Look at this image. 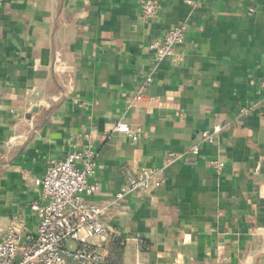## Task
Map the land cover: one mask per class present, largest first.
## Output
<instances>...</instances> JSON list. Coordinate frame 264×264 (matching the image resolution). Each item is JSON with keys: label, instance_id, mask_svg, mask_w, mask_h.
<instances>
[{"label": "crops", "instance_id": "0c3cea01", "mask_svg": "<svg viewBox=\"0 0 264 264\" xmlns=\"http://www.w3.org/2000/svg\"><path fill=\"white\" fill-rule=\"evenodd\" d=\"M179 23L159 59L152 42ZM86 146L95 204L125 171H155L103 214L117 264H264V0H0V228L18 216L34 231V179Z\"/></svg>", "mask_w": 264, "mask_h": 264}, {"label": "built area", "instance_id": "2783aa9c", "mask_svg": "<svg viewBox=\"0 0 264 264\" xmlns=\"http://www.w3.org/2000/svg\"><path fill=\"white\" fill-rule=\"evenodd\" d=\"M196 0H188L194 4ZM157 12L153 3L141 5V15L152 18ZM185 25L183 23L170 27L161 38L152 42L156 55L162 59L170 55L175 45L182 41ZM151 76L145 84L151 82ZM222 129L214 125L211 130L202 133L203 140L213 142L215 135ZM114 131L122 133L131 140H137L139 129L131 130L123 122L114 126ZM105 137H100L104 141ZM200 147L194 145L189 153L197 155ZM182 157L174 152H167L165 159L172 162ZM187 164H196V159L183 158ZM209 164L219 173L223 162L210 160ZM95 168L94 155L89 146L80 151L69 152L64 158L50 161L41 177L34 179L39 188L38 198L30 203L37 224L30 231L25 221L16 216L4 228H0V264H66L69 261L81 264H113L106 243L111 234L103 222V214L108 205H114L128 191L147 193L151 187L155 171L141 168L125 171V184L114 195L109 204L98 205L86 199L98 190L95 183L89 181ZM130 238L119 240L121 245ZM73 244V246H71Z\"/></svg>", "mask_w": 264, "mask_h": 264}, {"label": "trees", "instance_id": "16d2710c", "mask_svg": "<svg viewBox=\"0 0 264 264\" xmlns=\"http://www.w3.org/2000/svg\"><path fill=\"white\" fill-rule=\"evenodd\" d=\"M111 240H112L113 242H118V241H117L118 239H113V238H111ZM111 257H112V256H111ZM112 259H113V264H117L116 260H114L113 257H112Z\"/></svg>", "mask_w": 264, "mask_h": 264}]
</instances>
